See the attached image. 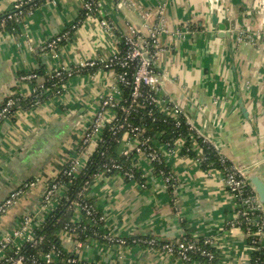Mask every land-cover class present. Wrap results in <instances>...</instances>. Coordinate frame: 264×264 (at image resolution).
<instances>
[{"label":"crops","instance_id":"crops-1","mask_svg":"<svg viewBox=\"0 0 264 264\" xmlns=\"http://www.w3.org/2000/svg\"><path fill=\"white\" fill-rule=\"evenodd\" d=\"M16 1L0 0V13ZM81 10V0H44L24 15L14 32L0 30V110L7 97L30 98L34 85L45 81L41 74L34 80L22 76L41 68L46 73L96 62L68 78L62 91L46 89L40 104L1 119L0 204L12 191H23L0 215V240L18 237L15 243L20 245L24 236L15 232L23 219L43 222V196L61 168L78 155L81 137L102 101L108 96L120 100L121 89L102 63L119 51L129 26L159 38L155 66L164 79L161 111L166 113V102L173 100L203 143L229 162L258 168L264 176V0H100L98 11L83 19ZM214 14L227 25L229 36L218 35ZM67 31L59 47L46 48ZM242 33L258 37L257 42L239 43ZM154 142L175 177L173 190L153 173L143 153L137 152L135 160L145 184L118 174H97L90 196L104 214L105 231L113 237L162 241L212 237L217 241L216 264H251L249 240L231 225L235 202L221 170L201 168L204 154L198 145L194 158L181 154L182 142L170 147ZM127 143L123 140V150ZM74 211L73 218L80 219L79 210ZM61 240L67 251L97 264H205L185 263L141 244L92 240L79 245L64 233Z\"/></svg>","mask_w":264,"mask_h":264},{"label":"built area","instance_id":"built-area-1","mask_svg":"<svg viewBox=\"0 0 264 264\" xmlns=\"http://www.w3.org/2000/svg\"><path fill=\"white\" fill-rule=\"evenodd\" d=\"M36 0H18L14 3L12 9L13 12L9 13L7 16L1 18L0 20V30L4 29L5 24L8 20H14L19 23L24 15L31 14L37 7L35 4ZM52 1V0H46ZM100 0H81V9L85 11V17L92 16L98 11ZM34 3V4H33ZM30 4V5H29ZM123 35L126 45V50L123 54L119 51L111 57H108L103 61V68L108 69L113 73L116 83L122 82L132 87V97L133 101L139 96L146 95L153 103L159 106L162 99L159 97V91L164 85V79L161 77L155 66L156 58L159 53V38L153 32L152 34L143 35L134 26H129L127 32ZM69 31L64 32L56 37H53L46 45V48L52 50L59 47L63 41L68 37ZM255 37L249 33H242L238 36V42H246L255 44ZM96 62L90 61L82 63L78 68L74 69H56L50 72V79L57 80L60 84L59 91L65 88V80L77 74L83 70V68H88L89 66H95ZM119 66L124 69L121 73H116L115 68ZM21 78L27 80H34L40 78L36 73H29ZM43 82L39 83L37 87L33 88V93L38 91V88L43 87ZM148 88L147 92L142 94V89ZM41 94V93H40ZM17 98L13 96L7 97L4 105L0 110V121L3 117L11 113L12 108L16 105ZM40 104L37 102L36 105ZM121 108L123 113L127 115L128 107L121 106L119 101L113 96L106 97L94 115L92 122L88 129L84 132L83 136L78 145V155L74 156L70 160V165L66 174L73 175L79 172L82 168H85L87 162L94 151L100 143L104 142L103 129L107 123H111L116 120L115 114L110 115V110H116ZM167 113L173 118H178L184 116L182 108L172 100L166 102ZM187 118V117H186ZM188 122V120H187ZM190 124V122H189ZM191 129L195 130L194 126L190 124ZM123 128V125L118 124L116 131ZM131 131L139 130L137 127H131ZM199 135V134H198ZM200 136V135H199ZM123 140H128L127 146L123 150V155L125 157H131L135 152L137 154L143 153L147 156L151 163L161 162L162 155L156 147L149 146L147 141L140 142L135 136H128L125 134ZM202 160L204 158L202 157ZM135 165V164H134ZM220 165L222 166L221 172L223 176V183L229 193L233 202H235V214L234 219L231 222L232 227H238L242 230L243 236L246 240L250 242L251 252L260 250L264 248V207L256 192H254L248 178L242 169H240L235 163L228 162L222 154L220 157ZM137 166V163H136ZM119 169L123 170L122 165L118 164L116 161H112L111 167L108 169ZM163 178L167 184L174 182L175 177L171 172L160 171ZM134 178V175L130 171H126L125 175L122 176L125 179ZM91 185V183H90ZM90 191V186L88 187ZM22 189H16L12 191L9 196L0 204V215L3 214L15 201L16 198L22 193ZM68 187L65 184L54 183L52 187H49L43 196V206L45 209V216L53 208L51 203L67 196ZM55 195V196H54ZM81 195V193H80ZM75 209L81 211L84 210L87 215L96 217L97 211L96 206L91 204L83 205V202H75ZM105 217L101 216L99 220H104ZM96 221V220H95ZM73 222H77L75 219ZM41 222H35L33 217L27 216L23 219L19 229L15 232V235H23L22 237L25 242L28 240H33V244L39 242L38 238H34V228L38 226ZM79 224L74 225L71 228H66L65 234L70 236L71 239L78 240V244H82L78 238L79 234L76 232L79 230ZM72 231V232H71ZM188 236V235H187ZM182 236L177 240L167 241L166 243L158 244L155 238H138L133 240L136 244H141L145 246L156 249L158 246V251L168 253L170 255H175L181 261L188 263L197 261L196 257L200 256L206 259L205 264H213V261L217 259L218 253L216 248V242L214 238L200 239L194 238L192 236ZM18 237H3L0 240V264H28L23 255L18 253V250L22 248L25 242L19 244L15 243V239ZM111 244L117 245H130L124 237H104ZM14 244V245H13ZM12 247H14L13 250ZM13 251V252H12ZM11 252V253H10ZM64 252H69L63 246V249H57L46 255L42 256V259L49 264L55 258L59 261L66 262V264H76L80 263L78 256H63ZM33 264L37 261L33 260ZM85 264H91L90 261H86Z\"/></svg>","mask_w":264,"mask_h":264},{"label":"trees","instance_id":"trees-1","mask_svg":"<svg viewBox=\"0 0 264 264\" xmlns=\"http://www.w3.org/2000/svg\"><path fill=\"white\" fill-rule=\"evenodd\" d=\"M43 1L44 0H36L35 4L38 7V5H40ZM13 11L14 9H11L7 12L0 13V20ZM84 17L85 11L81 10L80 18L83 19ZM17 25L18 23L16 21L8 20L4 29L1 30L14 32L17 28ZM119 48L120 54H123L126 50L124 39H121ZM123 71L124 69L122 67L117 66L115 68L116 73H121ZM33 73H36L39 76L41 74L45 77L43 87L38 88V91L33 93L32 97L30 98L12 95L18 100L16 105L12 108L10 114L14 113L18 108L34 107L36 106L37 102H42L45 100L46 96L44 95V92L46 89H49L54 93L59 91L60 83L55 79H50V72L45 73V70L41 68L38 71H33ZM66 81L67 80H65V82ZM118 85L122 92L119 103L121 106L128 107L127 115L123 113L121 108L114 110L116 120L105 125L102 135L104 142L100 143L96 151L92 153L85 168H82L76 174L68 175L66 174V171L70 165L69 160L56 175L49 187H52L54 183L65 184L68 187L67 196L62 197L57 206L48 212L43 222L34 228L33 237L38 238L39 242L37 244H33V240H28L24 243L22 248L18 250V253L24 256L28 264H33V260L37 261L36 264H46V262L42 259V256L52 251H56L58 248L63 249V244H61V233L65 234L66 228L69 229L77 224H79L80 227L79 230L76 231L79 234L77 239L80 240L82 245H86L90 241L92 242V240L101 243H109V241L104 237L111 235L105 231L104 220H99L101 216H104V214L99 209V206L96 204L95 200L90 196L88 187L97 174H118L120 176H124L126 171H130L134 175V178H128L125 176L126 180L137 181L140 184H145V178L143 177L141 171L142 169L136 166V153L134 152L131 157H125L123 155V136L125 134H128V136H135V138H137L140 142L147 141L149 146L156 147L157 149L158 147L155 145V140L160 141L162 144H169V147L174 146L177 142H182L183 147L181 149V154L194 158L198 154L196 151V145H198L202 147L204 154V160L200 163L201 168L210 169L211 167H215L217 169H222V166L220 165L221 154L212 146L202 142L201 137L196 133V131L191 129L185 115H182L176 119L173 118L171 115L166 114L167 112L164 113L161 111L159 106L150 103V100L146 97V95L139 96L136 101H133L134 99L132 97L131 85H127L122 82H118ZM34 86L37 87L38 84H35ZM147 89L148 88H143L142 94L147 92ZM118 124L123 125V128L115 132ZM131 127H137L139 130L131 131ZM112 161H116L118 164L122 165L123 170L115 168L108 169L111 167ZM152 167L153 173L155 175L163 176L160 174L161 170L170 172V168L163 157L161 162L152 163ZM174 184V182L168 184V187L171 191L173 190ZM75 202H83V205L91 204L96 206V217L93 218L92 216L87 215L84 210H81L79 211L80 219H77V222H73V216L75 212V207L73 204ZM124 238L127 240L128 244L131 245L136 244L133 242L135 239L154 237L135 236ZM198 239L201 241L204 238ZM155 240L158 242V244L169 241ZM145 246L148 245L146 244ZM13 248L14 247H12V249ZM155 248L157 250L158 246ZM63 256L76 257L77 255L71 252H64ZM196 258L197 261L203 263L206 262V259L203 257L197 256ZM216 262L217 259L213 261V264H216ZM85 263V260H80V263L76 264ZM90 263L97 264L94 262ZM49 264H66V262L62 263L55 258ZM251 264H264V248H261L259 251H252Z\"/></svg>","mask_w":264,"mask_h":264},{"label":"water","instance_id":"water-1","mask_svg":"<svg viewBox=\"0 0 264 264\" xmlns=\"http://www.w3.org/2000/svg\"><path fill=\"white\" fill-rule=\"evenodd\" d=\"M213 24L219 26V32L218 35L220 37H226L229 36L227 32V25L224 23H219L217 15L214 14L212 17ZM241 104L243 103V99L240 100ZM243 105V104H242ZM243 110L244 107H243ZM239 167V166H238ZM240 169L243 170L245 173L246 177L248 178L250 185L252 186L254 192L257 193L259 200L263 204L264 207V176L261 174L260 170L257 168H249V167H239Z\"/></svg>","mask_w":264,"mask_h":264},{"label":"rangeland","instance_id":"rangeland-1","mask_svg":"<svg viewBox=\"0 0 264 264\" xmlns=\"http://www.w3.org/2000/svg\"><path fill=\"white\" fill-rule=\"evenodd\" d=\"M264 27V25H263ZM261 38H264V29L262 30V37Z\"/></svg>","mask_w":264,"mask_h":264}]
</instances>
